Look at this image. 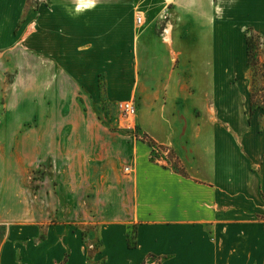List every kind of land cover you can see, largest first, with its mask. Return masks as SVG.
Instances as JSON below:
<instances>
[{
    "label": "crops",
    "instance_id": "0c3cea01",
    "mask_svg": "<svg viewBox=\"0 0 264 264\" xmlns=\"http://www.w3.org/2000/svg\"><path fill=\"white\" fill-rule=\"evenodd\" d=\"M83 3L76 13L59 1L35 19V39L55 35L48 48L34 45L37 56L58 61L33 70L81 72V62L59 58L82 55L89 32L120 48V15L105 2ZM157 3L168 15L164 30H144V63L129 66L128 77L138 124L175 152L177 166L151 161L144 143L133 162H84L92 219L6 228L0 264H264V106L250 113L246 44L255 33L264 55V0ZM87 71L84 64L85 88Z\"/></svg>",
    "mask_w": 264,
    "mask_h": 264
},
{
    "label": "rangeland",
    "instance_id": "374dc122",
    "mask_svg": "<svg viewBox=\"0 0 264 264\" xmlns=\"http://www.w3.org/2000/svg\"><path fill=\"white\" fill-rule=\"evenodd\" d=\"M7 1L0 0V239L6 228L34 223L84 227L93 217L84 208L97 207L96 200L84 196V162H133L143 143L151 161L172 162L174 167L179 162L170 147L144 132L137 115L127 120L118 105L124 100L137 105L129 66L144 63L145 36L140 37L153 25L162 32L168 15L162 17L158 0H92L105 2L110 14L120 15V48H113L111 36L95 41L89 32V40L79 44L82 55L59 58L65 65L81 62V72L71 67L33 70L32 63L58 61L37 56L34 45L48 48L55 35L46 30L40 35L45 40L35 39V19L52 12L59 1L79 13L84 0H12L11 6ZM138 15L142 23L136 25ZM253 54L248 78L254 112L264 106L261 44ZM84 64L92 68L86 72V88ZM116 65L120 71H113ZM125 167L122 163L119 172ZM151 258L148 264H159L158 257Z\"/></svg>",
    "mask_w": 264,
    "mask_h": 264
},
{
    "label": "built area",
    "instance_id": "2783aa9c",
    "mask_svg": "<svg viewBox=\"0 0 264 264\" xmlns=\"http://www.w3.org/2000/svg\"><path fill=\"white\" fill-rule=\"evenodd\" d=\"M136 23L141 24L142 23V18L141 16L136 17ZM119 109L122 115L129 121H133L135 115H136V106L132 102V100H124L119 102ZM129 167H125V172L129 171Z\"/></svg>",
    "mask_w": 264,
    "mask_h": 264
},
{
    "label": "trees",
    "instance_id": "16d2710c",
    "mask_svg": "<svg viewBox=\"0 0 264 264\" xmlns=\"http://www.w3.org/2000/svg\"><path fill=\"white\" fill-rule=\"evenodd\" d=\"M255 38H256V40L258 39L259 41L256 42ZM246 44H247V56H248L247 61H248V64H250L252 58L254 57L253 51H254V49L257 50L260 47L261 41H260V38L255 33L250 32L246 36ZM250 113L251 114L253 113V107H252V109H250ZM129 244L133 245V242H129Z\"/></svg>",
    "mask_w": 264,
    "mask_h": 264
},
{
    "label": "bare ground",
    "instance_id": "6f19581e",
    "mask_svg": "<svg viewBox=\"0 0 264 264\" xmlns=\"http://www.w3.org/2000/svg\"><path fill=\"white\" fill-rule=\"evenodd\" d=\"M83 2V1H82ZM87 3H90V1H86Z\"/></svg>",
    "mask_w": 264,
    "mask_h": 264
}]
</instances>
